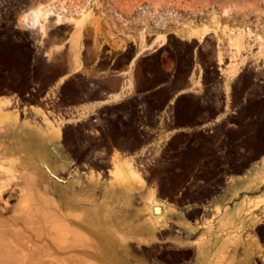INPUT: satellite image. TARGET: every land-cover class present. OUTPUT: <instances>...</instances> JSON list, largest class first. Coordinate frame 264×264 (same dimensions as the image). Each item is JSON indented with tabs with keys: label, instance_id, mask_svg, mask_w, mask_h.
Wrapping results in <instances>:
<instances>
[{
	"label": "rangeland",
	"instance_id": "1",
	"mask_svg": "<svg viewBox=\"0 0 264 264\" xmlns=\"http://www.w3.org/2000/svg\"><path fill=\"white\" fill-rule=\"evenodd\" d=\"M36 1L0 0V96L13 93L12 100L0 104H5L7 114H17L18 121L33 119L40 122L43 111L50 117L58 115L64 119L62 132L55 137L54 145L60 161L65 160L70 169L80 174L75 178L80 177L88 183L86 196L90 223L85 243L81 244L77 238L65 249H51L46 238L39 240L36 250L0 245V264H264V221L257 225L254 220L251 222V231L245 235V240H251L252 245V252L247 257L242 253L244 244L239 232L233 233L237 239H231L229 244L205 260L194 248L180 249L164 242L161 234L165 216L161 220L155 219L145 201V194L150 189L159 199L200 200L214 191L223 170L242 168L261 146L264 149V124L261 126L264 121V62L261 66L260 61H255L260 53L257 39L248 40L247 47L241 51L244 58L242 69L229 86L230 103L235 104L236 112L219 120L213 131L194 129L164 138L165 129L182 123L183 117L190 118L195 114L196 96H184L179 105L171 108L173 123H166L158 117L171 98L174 86H190L188 72L192 64L197 63L201 67L204 85L202 107L205 119L229 109L230 105L223 100L226 77L220 67L231 56L226 51L222 28L226 25L235 28L249 26L261 32L264 0H230L231 4L225 5H231V9L226 12L222 11L224 0H181L176 7L160 5L153 10L141 5V11L158 12L160 20L156 25L153 20L143 18L142 13L138 14L135 30L147 27H144V42L152 44L140 51L136 36L133 44L118 40L114 32L100 24L103 18L97 12L96 23L82 29V54L88 62H94L88 73H96L112 59L126 63L133 52H137L135 78L138 89L150 88L160 81L166 80L167 83L149 93L104 106L97 111L96 120H92L87 112L80 113L73 105L83 99L85 92L100 90L106 78L71 75L57 82V76L67 68L70 53L67 39L73 25L54 23L50 17L46 35L40 39L36 30L24 28L17 22L21 10ZM188 1L191 6H186ZM215 13L219 17L216 31L211 30L201 38H185L189 37L183 28L187 22L194 25L211 23L210 17ZM158 31L166 32L165 42L161 45L152 42ZM55 42H63L64 48L50 56L46 53L47 47ZM219 48L228 55L221 63L216 59ZM109 81L115 84L117 79L110 78ZM52 84L57 86L52 89L51 97L39 98ZM155 131L162 134L157 136ZM151 141V149L145 153ZM110 148H120L127 153L143 152L132 159L121 156L122 168L128 171L127 161L130 160L131 166L141 172L143 183L128 172L126 181L122 174L111 170L114 165L112 157L106 160V152L100 154L97 151ZM185 167L187 174L183 172ZM82 196L75 188L71 205L77 214ZM12 202L14 199H8L9 205ZM59 202L67 211V203ZM140 204L143 207L136 206ZM131 213L136 214L135 219L149 215L150 226L155 232L145 237L133 231L140 226H150L146 222H133ZM12 214V211L8 213L9 223ZM4 218L7 226V212ZM74 227L75 234L83 230L78 224ZM22 235L32 240L35 231L26 228Z\"/></svg>",
	"mask_w": 264,
	"mask_h": 264
},
{
	"label": "bare ground",
	"instance_id": "2",
	"mask_svg": "<svg viewBox=\"0 0 264 264\" xmlns=\"http://www.w3.org/2000/svg\"><path fill=\"white\" fill-rule=\"evenodd\" d=\"M230 6L225 5L222 11L226 12ZM141 12L143 18L153 20L158 25L160 20L158 12L145 10ZM87 16L88 12L83 5L78 4L73 9H67L64 0H37L21 10L17 22L24 28L36 30L40 39L46 35L50 17H53L54 23H71L73 30L67 39V50L71 54L70 59L74 66H79L80 53L83 48L81 43L82 29L85 26ZM141 20L143 19L141 18ZM210 20L211 23L204 22L199 26L187 22L184 25V30L189 37L201 38L207 32L216 31L219 27L218 14H213ZM144 27L136 36L139 45L138 51L150 48L152 45L144 42ZM222 31L226 39L228 54L231 56L226 65L220 67L226 77L225 87L226 92H228L230 81L242 69L244 58L241 56V51L247 47L248 40L257 39L260 53L256 56L255 61H264V25L261 27V32L254 31L249 26H237L235 28L228 25L223 26ZM165 38L166 32L158 31L155 33L152 42L161 45L165 42ZM63 48L62 43H53L47 47L46 53L54 56ZM222 51L220 48L217 51L219 63L222 62ZM192 75L190 77L193 85L190 88L200 86L198 79H193ZM131 85L132 80L129 78L122 91L112 94V98H120L132 89ZM9 101V97L0 96V103ZM79 111L82 114L87 112L86 109H79ZM63 121L64 119L60 116L50 117L45 111L41 113L40 122L33 119L18 121L17 114L14 116L7 114L5 104H0V245L11 246L14 249L36 250L39 240L46 238L51 249L56 250V248L65 249L73 245L74 239L77 238L81 244L85 243L86 231L89 229L90 223L88 198L86 196L88 183L80 177L75 178L76 174L78 176L80 174L76 170L70 169L65 160L60 161L59 159L54 140L62 132ZM122 158L118 151L112 153L114 165L111 170L117 174H122L126 181H128V172L140 183H143L144 179L141 172L131 166L130 160L127 161L128 171L122 168ZM75 188L83 194L79 198L81 209L78 214L71 205ZM59 197L61 198L58 199ZM8 199H14V203L9 205ZM58 200L67 203V211L63 210ZM145 201L151 216L160 220L164 218L162 207L164 202L155 195L153 189L145 194ZM10 211L13 214L11 216L12 221L9 223L8 213ZM6 212L7 226L4 222ZM74 224L83 228L80 234H75ZM26 228L35 231L34 239L23 237L22 232Z\"/></svg>",
	"mask_w": 264,
	"mask_h": 264
},
{
	"label": "crops",
	"instance_id": "3",
	"mask_svg": "<svg viewBox=\"0 0 264 264\" xmlns=\"http://www.w3.org/2000/svg\"><path fill=\"white\" fill-rule=\"evenodd\" d=\"M66 1V2H65ZM83 5L88 12L85 25L95 24V16L97 12H100L103 20L100 24L111 33H115L118 40H124L127 44H133V37L137 36L139 31L135 30L138 14H141L140 6H147L150 10L154 7L163 5L169 7H176L177 3H182L181 0H64V4L67 9H73L75 4ZM231 4L230 0H224V4ZM192 4L186 3V6ZM180 6V5H179ZM231 7L228 8L230 10ZM89 17V18H88ZM199 26V25H196ZM229 26V25H228ZM184 28V26H183ZM118 32V33H117ZM109 33V32H108ZM185 38H197L196 36ZM110 39V38H109ZM83 41V38L82 40ZM63 43V42H55ZM123 46V45H122ZM221 49V48H220ZM83 48L80 54V65L74 66L73 61L67 59V68L57 76V82H62L65 78H69L71 75H84L89 77H101L106 78L105 85L98 91L85 92L83 99L77 104L73 105L77 111L79 109H86L87 113L91 116V119L98 118L95 115L97 111L104 106L117 104L125 99L138 96L143 93H149L157 88L164 86L167 81H160L154 84L152 87L139 90L137 81L135 78V65L138 58L137 52H133L132 56L128 58L126 63L115 62L113 59L104 68L97 70L96 73H88L92 70L94 62H88V59L82 54ZM223 50V49H222ZM228 53V48L226 49ZM225 50L222 51V56L228 57ZM144 55V53L142 54ZM217 59V58H216ZM71 60V61H70ZM224 62V66L226 65ZM262 66L264 61H260ZM218 67V66H217ZM72 68V69H71ZM219 73V71H218ZM187 76L189 85H193L190 75L193 74V79H198L199 85L190 88L181 84L172 88V96L169 98L165 105V108L158 114L159 118H163L166 123L174 122L173 114H171L174 105H179V100L184 96H196V110L195 114L190 118L183 117V122L177 125H172L171 128L164 130V138H168L176 133H186L194 129H199L206 132L213 131L214 125L221 119L236 112L235 104H232L230 99V90L227 94L226 90L223 91L224 103H228L229 109L214 118L205 119L204 108L202 107V91L203 83L201 81V67L199 64H192ZM171 76V74H170ZM220 76V73H219ZM62 79L60 80V78ZM110 78L117 79V82L113 84ZM131 78L132 85L129 91L124 93L120 98L113 99L112 94L121 92L123 86ZM233 80V79H232ZM262 81V78L260 79ZM232 81H230L231 83ZM92 85V84H91ZM230 85V84H229ZM57 84L48 86L45 90V95L51 97V92ZM7 97L13 99V93H7ZM181 102V101H180ZM189 119V120H188ZM264 121H261V126ZM153 130H156L154 128ZM152 132V129H149ZM157 136L161 135V132H156ZM153 141L148 143V148L145 153H149ZM264 148V147H263ZM118 151L122 157L132 159L143 154V152L135 151L127 153L120 148L106 149V159L110 160L112 153ZM180 172L182 173V165H179ZM187 174V167L184 171ZM188 180L186 179V182ZM147 191V188H145ZM145 191V192H146ZM164 201V215L165 224L162 227L163 241L169 243L170 247H176L180 249L194 248L196 253H199L201 259L208 260L210 256L216 253L219 249L224 248L229 244L231 239H237V235L233 233L241 232L239 238L243 239L242 253L247 257L252 252L251 240L246 241L245 235L248 231H251L254 220V225L262 223L264 221V149L260 147L250 160L240 169L235 171L223 170L222 178L214 191L196 201H177L167 200L160 198ZM143 207V204L136 205ZM219 207V208H218ZM219 209V210H218ZM135 213L130 214V219L143 223H148L150 226L149 215H144L139 219H135ZM257 216V219H254ZM128 221V220H127ZM142 223V224H143ZM137 233H142L143 236L149 237L155 232L145 226H140L137 229H133Z\"/></svg>",
	"mask_w": 264,
	"mask_h": 264
},
{
	"label": "flooded vegetation",
	"instance_id": "4",
	"mask_svg": "<svg viewBox=\"0 0 264 264\" xmlns=\"http://www.w3.org/2000/svg\"><path fill=\"white\" fill-rule=\"evenodd\" d=\"M39 98H44L43 96H41V97H39ZM93 120H96V118H94ZM100 154H102V153H104V152H106V151H103V150H97ZM106 154V153H105ZM105 159H106V157H105ZM100 160H102V159H99V161ZM107 160V159H106Z\"/></svg>",
	"mask_w": 264,
	"mask_h": 264
}]
</instances>
